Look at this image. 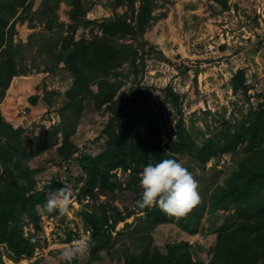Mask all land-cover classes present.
<instances>
[{
  "label": "rangeland",
  "instance_id": "1",
  "mask_svg": "<svg viewBox=\"0 0 264 264\" xmlns=\"http://www.w3.org/2000/svg\"><path fill=\"white\" fill-rule=\"evenodd\" d=\"M154 2L153 19L145 33L120 40L133 45L135 60L114 68L111 78L123 83L117 94L129 92L133 87L146 94L160 128L162 144L169 138L176 139L177 123L183 119L195 142L202 147L226 121L235 124L244 120L264 101V0ZM68 3L67 0H26L20 16L16 17L14 34V42L21 45L19 74L13 76L4 96L0 95V118L22 129V139L29 150L40 139L46 143L56 140L33 158L18 155L13 161L37 170L35 189L43 191L44 198L52 183L56 188L68 185L70 204L54 217H48L44 208L38 206L40 230L22 218L25 235H34L40 246L32 255L13 258L1 243L0 264H68L60 251L75 239L89 241L90 238L82 212L90 210L86 205L93 201L84 196L79 200L80 188L87 177L80 160L82 155H97L106 148L108 138L103 129L111 113L106 105L97 108L88 96L81 114L75 115L76 101L68 95L74 74L60 56L71 37L90 40L95 34L101 35L100 21L120 15L132 23L135 19L127 2L81 0L85 15L78 21L71 18L72 5ZM140 4L141 0H135L136 9ZM238 72H244L246 90L233 85ZM169 85L179 95L178 106L172 102ZM2 88L0 83V93ZM92 89L97 91V85L93 84ZM68 151H72L70 157ZM242 155L240 146L237 152L212 158L202 167L190 155L179 154V160L197 181V205L207 204L209 194L205 189L210 192L223 183L237 168ZM117 173L126 181L120 169ZM102 200L110 202L111 197L102 195L99 201ZM112 202L124 213L131 210L132 214L114 224L110 234L107 229L109 240L105 246L90 243L88 251L71 264H126L127 258H139L146 246L167 252L168 244L179 242L188 243L194 259L208 262L212 257L210 249L217 242V229L227 214L219 211L214 215L207 205L199 212L198 221L192 222L196 228L192 232L175 221L146 226V212L138 208L127 191L116 192ZM126 222H131V226L124 228Z\"/></svg>",
  "mask_w": 264,
  "mask_h": 264
},
{
  "label": "trees",
  "instance_id": "2",
  "mask_svg": "<svg viewBox=\"0 0 264 264\" xmlns=\"http://www.w3.org/2000/svg\"><path fill=\"white\" fill-rule=\"evenodd\" d=\"M25 2L0 0L1 97L13 76L19 74L17 61L21 45L14 42V34L16 17L20 16ZM67 2L72 5L71 18L75 20L85 15L81 0ZM118 2L130 5L135 23L122 15L100 21L101 35L95 34L90 40H74L71 37V42L64 45L60 56L74 74L68 95L76 101L75 115L81 114L83 102L88 96L93 98L97 108L106 105L111 113L103 129L108 138L106 148L97 155H82L80 160L87 177L80 188L79 200L84 196L93 201L86 205L91 209L82 212L86 230H90L89 242L98 247L105 246L109 240L107 229L110 234L114 224L132 214L131 210L124 213L112 201L119 190L127 191L135 202L140 199L143 191L139 184L140 173L148 163L169 157L179 160V154H188L205 167L212 158L237 152L241 146L243 155L238 159L237 168L210 192L205 189L209 194L207 204L203 202L199 206L196 203L178 218L165 214L156 205L144 208L137 205L147 214L144 220L146 226L175 221L179 227L192 232L196 231L192 222L198 221L199 212L202 213L207 205L208 211L214 215L227 211L224 222L217 229V242L210 249V261L194 259L188 243L179 242L168 244L167 252L146 246L139 258H127L126 264H264V101L244 120L235 124L226 121V125L208 137L202 147L195 142L183 119L177 123L176 139L169 138L162 144L160 128L146 94L139 87L117 94L123 83L111 78L114 68L128 60H135L133 45L120 40L145 33L153 19L155 2L141 0L138 9L134 6L135 0ZM49 10L51 8H47ZM11 19L14 21L10 24ZM243 73H237L233 85L235 88L243 86L246 90ZM93 84L97 85V91L92 89ZM167 90L172 102L178 106L179 95L173 92L171 85ZM22 133L21 128H14L0 118V244L6 245L13 258L32 255L40 246L34 235H25L22 218L28 219L35 230H40L42 224L38 206L44 208L45 203L43 191L35 189L37 170L13 159L18 155L33 158L56 142L46 143L40 139L29 150ZM67 153L68 157L72 155V151ZM118 169L127 177L126 181L118 175ZM47 189L54 191L58 188L52 183ZM102 195H109L111 201H99ZM58 212H47V216L54 217Z\"/></svg>",
  "mask_w": 264,
  "mask_h": 264
},
{
  "label": "clouds",
  "instance_id": "3",
  "mask_svg": "<svg viewBox=\"0 0 264 264\" xmlns=\"http://www.w3.org/2000/svg\"><path fill=\"white\" fill-rule=\"evenodd\" d=\"M139 184L143 191L136 204L140 208L156 205L169 216L185 215L198 201L197 181L183 162L175 158H162L148 163L140 173ZM71 189L68 185L45 194L44 210L63 213L70 204ZM90 242L84 238L73 240L61 251L60 256L71 264L85 254Z\"/></svg>",
  "mask_w": 264,
  "mask_h": 264
},
{
  "label": "water",
  "instance_id": "4",
  "mask_svg": "<svg viewBox=\"0 0 264 264\" xmlns=\"http://www.w3.org/2000/svg\"><path fill=\"white\" fill-rule=\"evenodd\" d=\"M131 222H126V223H124V228H128L129 226H131Z\"/></svg>",
  "mask_w": 264,
  "mask_h": 264
},
{
  "label": "built area",
  "instance_id": "5",
  "mask_svg": "<svg viewBox=\"0 0 264 264\" xmlns=\"http://www.w3.org/2000/svg\"><path fill=\"white\" fill-rule=\"evenodd\" d=\"M88 233H90L89 230H88Z\"/></svg>",
  "mask_w": 264,
  "mask_h": 264
}]
</instances>
